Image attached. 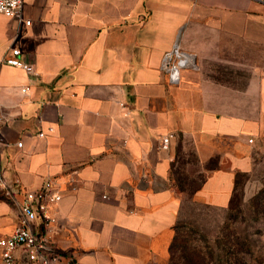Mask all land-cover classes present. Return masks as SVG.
<instances>
[{
    "label": "crops",
    "instance_id": "obj_1",
    "mask_svg": "<svg viewBox=\"0 0 264 264\" xmlns=\"http://www.w3.org/2000/svg\"><path fill=\"white\" fill-rule=\"evenodd\" d=\"M12 47L34 72L3 62ZM242 51L264 52L262 1L24 0L20 17L0 14L1 171L27 189L56 183L58 252L77 264H165L184 179L204 204L256 192L264 56L250 55L243 83L205 71ZM15 224L0 191V237Z\"/></svg>",
    "mask_w": 264,
    "mask_h": 264
},
{
    "label": "built area",
    "instance_id": "obj_2",
    "mask_svg": "<svg viewBox=\"0 0 264 264\" xmlns=\"http://www.w3.org/2000/svg\"><path fill=\"white\" fill-rule=\"evenodd\" d=\"M23 3L24 0H0V14L20 17ZM25 23L28 24L29 21L26 20ZM168 60L169 54H166L164 65ZM3 62L22 68L27 73L34 72V67L23 60L18 47L10 48ZM28 89L26 85L21 91L26 92ZM37 134L43 136L45 133L39 131ZM171 136L168 134L162 137V148L168 146ZM7 144L0 134V152ZM21 146L22 142L17 141L16 147ZM0 191L16 209L15 227L7 235L0 237V264H15L17 251L34 264H77L71 254L58 252L51 241L50 227L55 221L52 209L61 199L60 190L54 181L47 178L38 188L27 189L18 178L7 180L2 174L0 164Z\"/></svg>",
    "mask_w": 264,
    "mask_h": 264
},
{
    "label": "rangeland",
    "instance_id": "obj_3",
    "mask_svg": "<svg viewBox=\"0 0 264 264\" xmlns=\"http://www.w3.org/2000/svg\"><path fill=\"white\" fill-rule=\"evenodd\" d=\"M258 55L264 56V52L242 51V59L239 61L227 60H207L205 61V71L219 79L229 82L243 83L248 74L249 64L253 60L248 58ZM264 67V58L257 61ZM256 180L258 188L256 194L264 184V155L258 156V164L252 176ZM195 182L186 179L182 182L184 189L182 203L179 209L178 221L184 223L180 231L188 234L190 243L199 247L205 246V238L212 244L214 237L221 234L230 225L234 226L241 235H248L254 244V253L248 258V264H253L257 258L264 260V215L253 213V208L249 205V199L244 196H235L234 201L227 206L204 204L189 196V190L195 187ZM205 248V247H204ZM170 261L169 264H171ZM168 264V261L167 263Z\"/></svg>",
    "mask_w": 264,
    "mask_h": 264
},
{
    "label": "trees",
    "instance_id": "obj_4",
    "mask_svg": "<svg viewBox=\"0 0 264 264\" xmlns=\"http://www.w3.org/2000/svg\"><path fill=\"white\" fill-rule=\"evenodd\" d=\"M195 184V187L189 190V196H192L198 188L199 183L195 182ZM180 187L184 190L182 183ZM249 205L255 215L256 213L264 215V184L249 199ZM178 218L169 245L168 264L170 261L171 264H248L247 257H251L254 253V244L248 235H241L234 226L230 225L228 229L222 230L220 235L214 237L212 244L203 238L205 246L199 247L190 243L186 232L180 231L184 223H180ZM253 264H264V260L257 258Z\"/></svg>",
    "mask_w": 264,
    "mask_h": 264
}]
</instances>
